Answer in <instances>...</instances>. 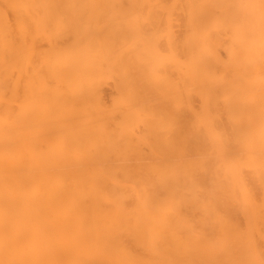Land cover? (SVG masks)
<instances>
[{
	"label": "bare ground",
	"instance_id": "1",
	"mask_svg": "<svg viewBox=\"0 0 264 264\" xmlns=\"http://www.w3.org/2000/svg\"><path fill=\"white\" fill-rule=\"evenodd\" d=\"M0 264H264V0H0Z\"/></svg>",
	"mask_w": 264,
	"mask_h": 264
}]
</instances>
